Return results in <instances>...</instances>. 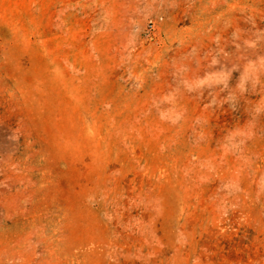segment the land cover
<instances>
[{
	"label": "rangeland",
	"instance_id": "obj_1",
	"mask_svg": "<svg viewBox=\"0 0 264 264\" xmlns=\"http://www.w3.org/2000/svg\"><path fill=\"white\" fill-rule=\"evenodd\" d=\"M0 264H264V0H0Z\"/></svg>",
	"mask_w": 264,
	"mask_h": 264
},
{
	"label": "bare ground",
	"instance_id": "obj_2",
	"mask_svg": "<svg viewBox=\"0 0 264 264\" xmlns=\"http://www.w3.org/2000/svg\"><path fill=\"white\" fill-rule=\"evenodd\" d=\"M251 66H254V65H251ZM255 67H257V66H255ZM254 69V68H253ZM253 69H249L248 70V72L249 73H252V74H255L256 73V70H253ZM215 72H217L216 70H215ZM247 75V74H246ZM193 77V76H192Z\"/></svg>",
	"mask_w": 264,
	"mask_h": 264
},
{
	"label": "built area",
	"instance_id": "obj_3",
	"mask_svg": "<svg viewBox=\"0 0 264 264\" xmlns=\"http://www.w3.org/2000/svg\"><path fill=\"white\" fill-rule=\"evenodd\" d=\"M149 27L152 28V24L151 23L149 24Z\"/></svg>",
	"mask_w": 264,
	"mask_h": 264
}]
</instances>
